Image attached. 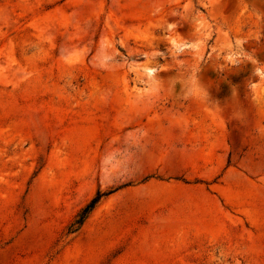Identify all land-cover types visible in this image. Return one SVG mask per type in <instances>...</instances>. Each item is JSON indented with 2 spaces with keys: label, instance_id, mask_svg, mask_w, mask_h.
Here are the masks:
<instances>
[{
  "label": "rangeland",
  "instance_id": "374dc122",
  "mask_svg": "<svg viewBox=\"0 0 264 264\" xmlns=\"http://www.w3.org/2000/svg\"><path fill=\"white\" fill-rule=\"evenodd\" d=\"M0 264H264V0H0Z\"/></svg>",
  "mask_w": 264,
  "mask_h": 264
},
{
  "label": "trees",
  "instance_id": "16d2710c",
  "mask_svg": "<svg viewBox=\"0 0 264 264\" xmlns=\"http://www.w3.org/2000/svg\"><path fill=\"white\" fill-rule=\"evenodd\" d=\"M96 203V200H93L85 209V212H89L93 207L94 204Z\"/></svg>",
  "mask_w": 264,
  "mask_h": 264
}]
</instances>
